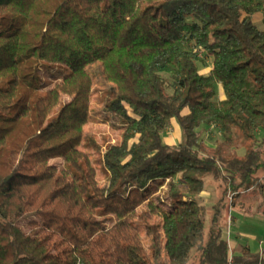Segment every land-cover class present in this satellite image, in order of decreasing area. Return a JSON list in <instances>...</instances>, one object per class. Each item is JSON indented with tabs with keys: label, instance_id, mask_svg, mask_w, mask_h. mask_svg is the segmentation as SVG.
<instances>
[{
	"label": "trees",
	"instance_id": "trees-1",
	"mask_svg": "<svg viewBox=\"0 0 264 264\" xmlns=\"http://www.w3.org/2000/svg\"><path fill=\"white\" fill-rule=\"evenodd\" d=\"M257 13L264 25V0H0V264H264L248 247L232 251L218 206L205 234L195 200L209 177L224 196L264 190ZM95 62L116 88L109 111L125 122L102 154V186L80 149ZM175 121L180 144L164 141ZM215 126L223 139L211 146L202 133ZM235 137L242 154L224 150Z\"/></svg>",
	"mask_w": 264,
	"mask_h": 264
},
{
	"label": "rangeland",
	"instance_id": "rangeland-1",
	"mask_svg": "<svg viewBox=\"0 0 264 264\" xmlns=\"http://www.w3.org/2000/svg\"><path fill=\"white\" fill-rule=\"evenodd\" d=\"M212 58L205 56V61L200 65L201 71L211 66ZM101 63L95 62L88 66V72L93 79V88L91 93V111L87 125L85 126V133L87 139L82 144L80 149L86 151L93 161L97 169V179L102 186L106 181L105 167L102 162V154L105 151V147L109 143H119L121 136L125 128V122L120 115L114 114L109 111L108 99L115 93V86L110 81L106 80L101 74ZM167 77L169 75L165 74ZM46 79H50L52 74L50 72L45 73ZM52 83L46 84L45 89L52 88L54 86V80ZM172 81V80H171ZM217 95L216 99L224 97L223 88L220 85L216 87ZM172 92V88L169 89ZM203 139H205L208 145L215 146L223 138L219 129L215 126L207 131L206 134L202 133ZM264 136L263 132H258L260 141ZM92 139L93 143L101 146L102 149H98L94 144L87 145L86 142ZM164 141L172 144H180L183 141L182 132L177 122L175 121L165 132ZM218 141V142H217ZM242 141L235 137L231 142H224V150L231 152L236 151L239 154L244 153L242 147ZM54 165L61 163L60 159H53L51 161ZM258 176L264 181V169H261ZM225 184L220 180H216L213 177H209L205 181L204 192L197 196L195 200L204 206V218H205V234L208 232L211 226V220L215 214V206H218L220 210V222L224 226V237L229 241L232 251L235 253L241 252L244 248L251 249L252 252H260L264 255V190H258L254 186L244 188L242 196L237 198V193L229 189L224 196ZM161 194V193H160ZM166 204L165 208L168 209V202L165 196L163 197ZM157 204L159 201H156ZM160 205H163L161 203ZM149 211V207L145 203L139 208V213L142 211ZM32 219H37L33 214L27 215L22 218L20 225L25 229H29V222ZM150 224L162 223V218L158 215H151L148 220ZM140 229L141 236L147 248L150 247V239L147 236L146 229L137 225ZM205 241V240H204ZM168 255L164 248V239L161 245V252L159 256V262H167Z\"/></svg>",
	"mask_w": 264,
	"mask_h": 264
},
{
	"label": "crops",
	"instance_id": "crops-1",
	"mask_svg": "<svg viewBox=\"0 0 264 264\" xmlns=\"http://www.w3.org/2000/svg\"><path fill=\"white\" fill-rule=\"evenodd\" d=\"M255 22L257 23V25L260 27V28H264V25H263V17H262V14L261 13H257L255 14ZM211 66L207 67L205 70L201 71L202 73H209L210 70H211ZM220 85V84H219ZM221 86V85H220ZM222 87V86H221ZM223 88V87H222ZM224 92V90H223ZM225 98V93H224V97H222L221 99H224Z\"/></svg>",
	"mask_w": 264,
	"mask_h": 264
}]
</instances>
